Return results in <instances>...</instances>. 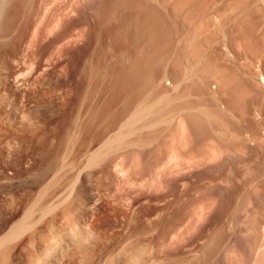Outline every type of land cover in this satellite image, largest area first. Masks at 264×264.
Segmentation results:
<instances>
[{
    "label": "rangeland",
    "instance_id": "1",
    "mask_svg": "<svg viewBox=\"0 0 264 264\" xmlns=\"http://www.w3.org/2000/svg\"><path fill=\"white\" fill-rule=\"evenodd\" d=\"M0 1V230L72 182L90 203L85 245L43 251L58 207L7 264H264V0ZM154 98L176 116L86 164Z\"/></svg>",
    "mask_w": 264,
    "mask_h": 264
},
{
    "label": "bare ground",
    "instance_id": "2",
    "mask_svg": "<svg viewBox=\"0 0 264 264\" xmlns=\"http://www.w3.org/2000/svg\"><path fill=\"white\" fill-rule=\"evenodd\" d=\"M4 1H6V0H3V2ZM1 2V1H0ZM1 4H3V3H1ZM5 4V3H4ZM4 6H6V5H4ZM2 7V6H1ZM3 8V7H2ZM1 9V8H0ZM2 11H4V9L2 10ZM123 51V50H122ZM126 51V50H125ZM121 52V51H120ZM130 52H132V51H127L126 53H130ZM122 53V52H121ZM123 53H124V51H123ZM126 55V54H125ZM120 57H122V56H120ZM123 57H127V56H124L123 55ZM129 57H131V59H132V55L130 56L129 55ZM130 59V58H129ZM128 59V60H129ZM133 59H134V55H133ZM126 60H127V58H126ZM134 60H136V59H134ZM133 61V60H132ZM132 61H130L128 64L132 67V64H131V62ZM126 62V61H125ZM135 62V61H134ZM127 64V65H128ZM138 63H136L135 65H137ZM128 65V66H129ZM134 65V66H135ZM138 67V66H137ZM128 69H129V67H128ZM133 69V68H132ZM135 69V68H134ZM133 69V70H134ZM132 70V71H133ZM131 72V71H130ZM130 72H129V74H130ZM133 73V72H132ZM130 76V75H129ZM15 77V76H14ZM3 78H5V77H3ZM16 78V77H15ZM17 80V79H16ZM263 80V79H262ZM3 81H5V79L4 80H2L1 81V83L3 84L4 82ZM264 81V80H263ZM1 83H0V85H1ZM178 83V82H177ZM174 85H175V83H173ZM177 85V84H176ZM175 85V86H176ZM9 90H11V89H9ZM13 91V90H12ZM11 91V92H12ZM13 93V92H12ZM14 93H15V91H14ZM131 93H134V92H131ZM127 94H128V96H131L132 94H130L129 95V93L127 92ZM165 94H163L162 96H164ZM11 96H13V95H11ZM14 96H15V94H14ZM132 96H134V95H132ZM167 96V95H166ZM166 96H164V97H166ZM160 97V96H159ZM159 97H157V99L159 98ZM164 97H162V98H164ZM170 97V96H169ZM169 97L167 98V99H169ZM129 98V97H128ZM156 98V97H155ZM153 99L154 101L156 100V99ZM161 98V99H162ZM129 99H131V97L129 98ZM164 100V99H163ZM166 100V99H165ZM164 100V101H165ZM171 100H172V98H171ZM144 101V100H143ZM151 102H153L152 104L151 103H145V105H146V108H139V109H141V110H138V108L137 107H135V110L133 111V110H131V112H130V114L129 115H127L128 117L127 118H125L124 120V122L117 128V130L116 131H114L111 135H109L105 140H103V142H101L100 143V145H98L97 147H96V144L94 145L95 146V148H93L94 146L92 145L91 146V148H93V150H89L88 148H90V146L88 147V148H86L87 150H89L90 152L88 153V155H86V154H84V155H86L87 157H85L84 156V158H87V160H86V164L87 163H90V162H93V161H98L99 159L98 158H100V155H101V153H103V154H107L108 155V153L107 152H109V150H110V152H111V150L112 149H114V150H116L115 148H117L118 146H120L121 145V147H125V145H130V144H132L133 142H132V140H134V142L136 141V139H130L132 136H131V134H134V132H135V130H136V132H138V129H139V131H141L142 129L141 128H146L147 129V127L149 128V127H151V123H153L154 124V122L156 121V120H153L151 117H150V120H148L149 118L147 117V118H145L148 114V116H151L150 114V110H151V108H152V110H153V106L155 107V103H156V101L154 102V101H152V100H150ZM149 101V102H150ZM158 101H159V99H158ZM157 101V102H158ZM161 101V100H160ZM159 101V102H160ZM163 101V102H164ZM145 102H146V100H145ZM165 102H167V100L165 101ZM162 103V102H161ZM168 105H169V103H171V101H170V99L168 100ZM167 103H165L166 104V107H168L167 106ZM147 104L148 105H150V107H147ZM142 105L145 107V105L143 104V102H142ZM141 104H140V106H142ZM158 105H160V104H158ZM157 105V106H158ZM162 105V104H161ZM156 106V107H157ZM159 107V106H158ZM157 107V108H158ZM162 107V106H161ZM137 108V109H136ZM162 108H164V110H165V106L164 107H162ZM175 108V107H174ZM172 109L171 107H169V109L170 110H168V108H166V111L168 110L169 112H168V114L166 115V113L165 114H163V115H165V117H167L168 118V116L170 117V118H172L173 119V117H175L174 115H173V117L172 116H170V114L172 113V111L171 110H176V109ZM144 109V110H143ZM151 110V112H153ZM159 110V109H158ZM160 110H162V109H160ZM156 111V109L154 110L156 113L154 114V115H156L157 114V112L158 113H163L162 111ZM170 111H171V113H170ZM178 110H176V112H177ZM184 109L182 110V112L184 113ZM182 112H178V113H182ZM154 113V112H153ZM182 113V114H183ZM173 114H174V112H173ZM185 114H187V112L185 113ZM153 114H152V116H154ZM160 115H162V114H158V118H155V119H158L155 123H157V122H159V118H161L160 117ZM172 115V114H171ZM181 115V114H180ZM179 116V115H178ZM182 116V115H181ZM157 117V116H156ZM165 117H162V118H165ZM180 117V116H179ZM179 117H177V119L176 120H179L180 118ZM161 118V119H162ZM147 119V120H146ZM166 119V118H165ZM171 119V120H172ZM163 120V119H162ZM161 120V121H162ZM170 120V121H171ZM166 121H168V120H166ZM152 124V125H153ZM181 125H182V123H181ZM183 127V126H182ZM16 134V133H15ZM137 135V134H136ZM136 135H134L133 137H135ZM13 136H14V134H13ZM16 136V135H15ZM131 136V137H130ZM17 137H18V135H17ZM15 138V139H17V142H18V138ZM132 137V138H133ZM20 139H22V137H19ZM136 138H137V136H136ZM14 139V138H13ZM23 140V139H22ZM15 142V141H14ZM21 142V141H20ZM16 143V142H15ZM19 143V142H18ZM91 143H93L92 141H91ZM127 146L125 147V148H127ZM132 146V145H131ZM106 147H108V149H106L107 150V152H103V150L106 148ZM129 147V146H128ZM90 148V149H91ZM118 149V148H117ZM86 150V151H87ZM105 151V150H104ZM33 152V151H32ZM109 152V153H110ZM85 153V152H84ZM87 153V152H86ZM34 154H36V152L34 153ZM34 154H31V155H33L34 156ZM40 154V153H39ZM44 154V153H43ZM111 154V153H110ZM37 155V154H36ZM40 155H42V154H40ZM45 156H46V154H44ZM107 155H105V156H107ZM32 156V157H33ZM97 156H99V157H97ZM101 157H102V155H101ZM98 160H97V159ZM103 158V157H102ZM102 158L100 159L101 161H102ZM40 159H41V157H40ZM46 159V158H45ZM55 160V159H54ZM53 160V161H54ZM85 160V159H84ZM99 160V161H100ZM105 160V159H104ZM103 160V161H104ZM40 161V160H39ZM41 161H44V160H41ZM47 161V160H46ZM50 161V160H49ZM48 161V162H49ZM52 161V160H51ZM50 161V162H51ZM53 161H52V163H53ZM96 161H95V163H96ZM55 162V161H54ZM45 163V162H44ZM51 163V164H52ZM40 164V163H39ZM45 165H47L46 163H45ZM50 165V164H49ZM48 165V166H49ZM54 165V164H53ZM52 165V166H53ZM85 165V164H84ZM87 165H89V164H87ZM51 166V165H50ZM39 168H40V166H38ZM46 167V166H45ZM85 167V166H84ZM20 168V167H19ZM41 168H42V166H41ZM50 168V167H49ZM43 169V168H42ZM45 169H47V168H45ZM51 169V168H50ZM49 170V169H48ZM68 188H69V190H68V193H70L71 194V191L73 190V188H74V182H72L69 186H68ZM83 191V190H82ZM70 194H67V197H65L64 199L62 198L61 200H57V201H53V202H48L47 203V201H46V203H44L45 201H43L42 200V198H41V196H39L40 197V199L43 201V202H39V199H38V197H36V200H34V202H31L30 201V205L28 204L27 205V208L25 209V211L23 212V215L21 216V214H20V218L18 219H16V220H14L12 223H8V224H6V226L3 228V226H1L3 229L2 230H0V264H7V262L10 260L9 259V257L7 256L11 251H12V248H14V247H12L11 245L13 244V243H11V242H13V240L16 242L18 239H17V237H22V235L23 234H25L28 230L30 231L31 229H33L34 227H36V226H38L37 224H39L47 215H50V214H52V213H56L55 211L57 210L58 211V207H59V210H61L60 208H64V206H65V204L64 203H66L65 201H67L68 199H69V195ZM82 194V193H81ZM92 198V197H91ZM38 199V200H37ZM40 200V201H41ZM83 200V199H82ZM81 200V201H82ZM89 200V199H88ZM88 200H85V201H88ZM92 200V199H91ZM71 201V200H70ZM72 202H73V200H72ZM74 202H77L78 203V199H77V201H75L74 200ZM89 202H91V201H89ZM93 202H94V200H93ZM67 203H68V201H67ZM80 204L79 205H81V202H79ZM92 203V202H91ZM95 203V202H94ZM63 204H64V206H63ZM70 204V208L69 209H67L68 207H69V205L66 207V208H64V210H61L62 212L64 211L65 212V209H66V212L64 213L63 212V214L61 215V213L59 212V216L61 217H59L58 218V220L56 221V219H57V214H55V216L53 217L54 218V220L56 221V223L57 222H59V223H64V225H66V232L63 230V232H65L64 233V235L61 237V236H58V233H60V232H58L57 233V236L59 237L57 240H53V241H51L50 243H48L47 244V248L46 247H44L43 249H47V252L45 251V250H43L45 253H50V255L51 254H53V255H55L54 253H55V251H56V249L55 248H57V247H59L58 245H60V243H61V241H62V243H65L64 245H65V247L68 245V244H72V243H77L78 242V240L80 239L81 240V237L79 238V237H77L76 236V231H78V236H80V233H81V235H87L86 234V232H88V226L86 227V225L87 224H85L84 222H83V220H81L79 217H77V216H75V215H73V213H77V209H75L76 207H77V205L75 206L74 205V203H72L71 204V202L69 203ZM83 205H89L90 203H88L87 202V204H84V203H82ZM93 204V203H92ZM67 205V204H66ZM72 205V206H71ZM83 205H81L82 206V208L84 207ZM61 206H63V207H61ZM74 206H75V208H74ZM80 206V207H81ZM84 207V209H86L87 207ZM90 206V205H89ZM79 207V206H78ZM77 207V208H78ZM79 207V208H80ZM92 207H94V205L93 206H91V208L89 209V207H88V209L89 210H91L92 209ZM79 208H78V210H79ZM87 209V210H88ZM91 211H93V210H91ZM57 212V213H58ZM80 212V211H79ZM90 212V211H89ZM17 213V212H16ZM22 213V212H21ZM75 213V214H76ZM85 213H86V211H85ZM14 214V213H13ZM54 215V214H53ZM53 215H50L49 217H51V216H53ZM77 215V214H76ZM85 216V215H84ZM83 215L81 216V217H84ZM15 217V216H14ZM48 217V216H47ZM86 217H88V216H86ZM89 217H90V215H89ZM11 218V217H10ZM90 218H92V217H90ZM12 220L14 219L13 218V216H12V218H11ZM49 219H51V218H49ZM59 219H61V222L59 221ZM85 219V218H84ZM87 219V218H86ZM86 219H85V221H86ZM92 219H94V218H92ZM98 219V218H97ZM88 220V219H87ZM10 221V220H9ZM40 221V222H39ZM90 221H91V219H90ZM39 222V223H38ZM87 222V221H86ZM7 223V222H6ZM48 223V222H47ZM47 223H45V224H47ZM50 223H52V222H50ZM50 223H48L49 225H52L53 226V224H50ZM59 223H57V224H59ZM88 223H91V222H88ZM42 224L43 225H45L43 222H42ZM60 224V226L61 227H64V225L62 226ZM43 225H41V226H43ZM48 225V228L50 227ZM54 225H56V224H54ZM90 225V224H89ZM94 225H95V223H94ZM91 226H92V224H91ZM91 226H89V227H91ZM45 227V226H44ZM46 227H47V225H46ZM54 227V226H53ZM52 227V228H53ZM37 228H40V227H37ZM42 229H43V227H42ZM45 229V228H44ZM50 229V228H49ZM56 229V228H55ZM57 229H61V228H57ZM91 229V228H90ZM40 230H41V228H40ZM39 230V231H40ZM46 230V229H45ZM62 230V229H61ZM38 231V230H37ZM57 231V230H56ZM60 231V230H59ZM90 231V230H89ZM32 234H33V232L32 231H30ZM41 232V231H40ZM42 232H44V230L42 231ZM63 232H62V234H63ZM29 233V232H28ZM30 233V234H31ZM29 234V236H31ZM89 234H91L90 232H89ZM59 235H61V233L59 234ZM25 236H28V235H25ZM24 236V237H25ZM88 236V235H87ZM86 236V237H87ZM24 237L22 238V239H24ZM60 237H61V239L63 238V240H61L60 239ZM85 237V238H86ZM89 237H90V235H89ZM32 238H34V234H33V237ZM57 238V237H56ZM55 238V239H56ZM16 239V240H15ZM20 239V238H19ZM22 239H21V241H22ZM26 239H28V238H26ZM60 239V240H59ZM88 238H86V240H87ZM29 240H30V238H29ZM31 241V240H30ZM29 241V242H30ZM32 241H33V239H32ZM35 241V240H34ZM33 241V242H34ZM84 242H85V240H83ZM20 242V241H19ZM24 242V241H23ZM28 242V243H29ZM80 242V241H79ZM84 242H82L83 244H84ZM9 243H11V245H9ZM22 243V242H21ZM66 243H68V244H66ZM15 244H17V243H15ZM36 243H34V245H35ZM78 244V246H80L81 247V245H83V244H81L80 245V243H77ZM76 244V245H77ZM86 244V243H85ZM84 244V245H85ZM23 245V244H22ZM29 246L31 245V244H28ZM63 245V244H62ZM62 245H60V251L62 250ZM17 246V245H16ZM19 247V246H18ZM17 247V248H18ZM68 247V246H67ZM71 247H72V245H71ZM84 247V246H83ZM20 248H21V245H20ZM30 248V247H29ZM28 248V249H29ZM32 248V247H31ZM35 248H36V246H35ZM73 248V247H72ZM74 248H75V246H74ZM78 248V247H77ZM27 249V250H28ZM41 249V248H40ZM64 249V248H63ZM66 249V248H65ZM64 249V250H65ZM69 249H71V248H69ZM36 250V249H35ZM35 250H33L34 252H35ZM39 250V249H38ZM15 250L13 249V252H14ZM29 251V250H28ZM37 251V250H36ZM33 252V253H34ZM44 252H42V254L41 255H43V253ZM15 253V252H14ZM30 254L29 253V255H34L35 253H37V252H35L34 254ZM44 253V254H45ZM60 253V252H59ZM62 253V252H61ZM11 254V253H10ZM9 254V255H10ZM26 254H28L27 252H26ZM64 254V253H63ZM62 254V255H63ZM28 255V256H29ZM38 254H36L34 257H32V256H30L31 258L27 261V262H29V264H42V261L43 260H40V258L42 257L41 255V257L39 256H37ZM49 255V256H50ZM61 255V254H60ZM11 256V255H10ZM13 256H14V254H13ZM57 256H58V254H57ZM6 257H8V258H6ZM51 257V256H50ZM55 257V256H54ZM54 257H52V258H54ZM11 258V257H10ZM15 258V257H14ZM13 258V259H14ZM28 258V257H27ZM42 258H44V256L42 257ZM41 258V259H42ZM55 258H57V257H55ZM58 258H59V256H58ZM5 259H7V261H5ZM45 259V258H44ZM16 260V259H15ZM19 260V259H18ZM47 260V259H46ZM45 260V261H46ZM55 260V259H54ZM21 262V261H20ZM9 263V262H8ZM12 263V262H11ZM13 264H15V263H13ZM44 264V263H43ZM49 264V263H48Z\"/></svg>",
    "mask_w": 264,
    "mask_h": 264
}]
</instances>
